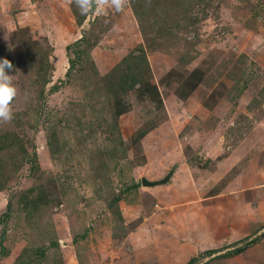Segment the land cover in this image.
I'll return each instance as SVG.
<instances>
[{"label":"rangeland","instance_id":"374dc122","mask_svg":"<svg viewBox=\"0 0 264 264\" xmlns=\"http://www.w3.org/2000/svg\"><path fill=\"white\" fill-rule=\"evenodd\" d=\"M141 3L140 20L129 0L79 25L69 0H0V60L18 89L0 123V141L16 134L0 147V264L23 250L32 264H264V0ZM83 35L68 77L67 45ZM141 44L163 106L131 90L115 119L104 77ZM42 52L55 66L45 86ZM30 188L50 203L26 207Z\"/></svg>","mask_w":264,"mask_h":264},{"label":"trees","instance_id":"16d2710c","mask_svg":"<svg viewBox=\"0 0 264 264\" xmlns=\"http://www.w3.org/2000/svg\"><path fill=\"white\" fill-rule=\"evenodd\" d=\"M141 1L142 0H130V4L132 6V9L135 12V14L138 16L139 20H140L141 15H143L141 13V9H142ZM166 8L168 10V7H166ZM73 10H74V8H73ZM75 14H77L76 11H75ZM84 20H85V16H81L80 18L77 17V22L79 25H82ZM142 32H143V36H144V41L149 42V37L146 34V31L144 30V28L142 29ZM84 40H85V35H83L81 38H79L75 42L67 45V49H68V53H69L68 54L69 55V62H70V67H69V70L67 72L68 77L70 76L72 67H74V65H75V61L79 60L84 55L83 53H86L85 50L79 49V47L84 42ZM89 45H90V48H92L94 46V44H92L90 41H89ZM53 48H54L53 46L50 47V50H52V52H54ZM137 51H139L140 54H137ZM42 53L39 54L40 55V63H41V66L39 67V69H40V74L42 75V78H43L42 86H45L46 84L51 82V77L53 75V70L55 69V66L51 61V56L53 55V53H51V52H47L46 54L45 53L42 54ZM72 53L74 54L73 57H72ZM23 55L24 54H22L21 56H23ZM35 55H38V53L32 52L30 50L27 51V53H26L27 57L33 56V58H34ZM128 55L129 56H126L110 72H108L105 75L104 81H103V88L108 89V94H107L108 97L107 98H108V101L110 102V104L112 105V107H111L112 108L111 110L113 112L112 115L115 119H118L124 111V106L122 105V103H123V101H122L123 96L122 95L127 94L131 90L136 91V93L138 95H141V96L143 95L144 92L150 91L151 92L150 99L156 103L158 102L159 106H161V107L163 106L162 105L163 99L161 97L160 90H159L158 86L151 81L152 74L150 73V66H149V61H148L147 56H146V49L141 44V46L139 48L132 50L130 52V54H128ZM22 60H27V58H23ZM188 62L189 61L185 62L184 60H181V63L183 65H186ZM199 76H200V69H197L195 71L193 70L192 73H190L189 76L185 79V82L192 80V79H195V78H199ZM177 90H180L178 94H180L181 96H183V94L185 93V92L183 93V88H181V86ZM40 108L41 107H39L38 110H40ZM50 127H53V126L51 125ZM148 129L149 128H146V129L143 128L140 136H143L144 134H146ZM12 135L16 136L15 133L4 134V136H2V138H3L2 141H0V147H4L5 143H7L8 146H10L11 143H16V138H13ZM22 140H23V138H22ZM48 145L50 146L51 150H55L54 149L55 146H53V143L51 140H49ZM20 148H22L23 151H26L24 142L20 144ZM123 150H124V148H123ZM113 155H115V153ZM28 161L30 164V166H29L30 171L32 169L34 170L35 167L38 166L36 163L35 154L32 157H30L28 155ZM188 163L190 165V162H188ZM106 164H107V162H106ZM100 166L104 167L106 165L103 162L100 164ZM97 172L99 174L100 172H102V169H99ZM3 183L5 186V182H3ZM140 185H141V183L137 182V183L132 184V186H130V187L137 188ZM2 188H3V185L0 186V191L2 190ZM122 193L123 192H121V194H116L115 196H113V198L108 203L109 207L112 208V207H115L119 204V201L122 199V195H123ZM45 194H46L45 190H42L38 194H35L34 190L30 188L29 190L26 191V194L24 195V197H25L24 198V205L26 207H30L34 210H39V204L40 203L48 204L51 201V199L47 198V195H45ZM7 215H8V213H5L3 215V217H5ZM51 246L59 247L60 246L59 241H57V240L53 241L51 243ZM244 249H246V248H244V247L239 248L237 252L243 251ZM45 250H46V247H42V248H40V250H37V254H43L44 255ZM32 260L33 259L29 258L28 253L23 250L21 252V254L18 256L15 264H32L33 263ZM196 261H197V259L192 258L188 264H193Z\"/></svg>","mask_w":264,"mask_h":264},{"label":"clouds","instance_id":"9594fccd","mask_svg":"<svg viewBox=\"0 0 264 264\" xmlns=\"http://www.w3.org/2000/svg\"><path fill=\"white\" fill-rule=\"evenodd\" d=\"M79 9L81 15L89 13L106 15L109 8L121 12L128 6L129 0H69ZM14 66L10 60H0V123H6L13 118V101L18 95L12 75Z\"/></svg>","mask_w":264,"mask_h":264},{"label":"water","instance_id":"95a60500","mask_svg":"<svg viewBox=\"0 0 264 264\" xmlns=\"http://www.w3.org/2000/svg\"><path fill=\"white\" fill-rule=\"evenodd\" d=\"M176 167H173L166 176H164L163 178L159 179V180H149L146 177L142 178V184L143 186H148V187H152V186H156V185H161V184H166L168 182L171 181V177L173 176L174 172H175Z\"/></svg>","mask_w":264,"mask_h":264},{"label":"crops","instance_id":"0c3cea01","mask_svg":"<svg viewBox=\"0 0 264 264\" xmlns=\"http://www.w3.org/2000/svg\"><path fill=\"white\" fill-rule=\"evenodd\" d=\"M175 173V172H174ZM174 175V174H173ZM171 179H172V177H171ZM197 179V178H196Z\"/></svg>","mask_w":264,"mask_h":264}]
</instances>
